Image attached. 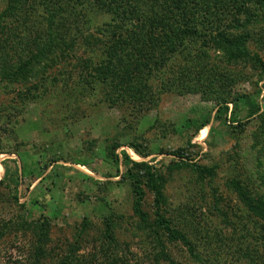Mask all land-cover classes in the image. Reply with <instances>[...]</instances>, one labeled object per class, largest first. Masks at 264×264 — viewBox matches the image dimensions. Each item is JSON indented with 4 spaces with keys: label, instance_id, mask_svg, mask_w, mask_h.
<instances>
[{
    "label": "rangeland",
    "instance_id": "374dc122",
    "mask_svg": "<svg viewBox=\"0 0 264 264\" xmlns=\"http://www.w3.org/2000/svg\"><path fill=\"white\" fill-rule=\"evenodd\" d=\"M34 1L25 5L28 19L10 25L0 37V74H14L18 59L26 58L27 54L19 53L22 49L18 48L25 47V36L37 40L47 34L43 3ZM76 7L82 16L92 18L94 25L112 23L110 16L98 11L90 16L93 9L89 13ZM4 8V0H0V13ZM68 26L70 37L79 35L75 26ZM77 27L82 38L77 36L72 51L65 52V59H58L46 74L12 83L0 77V232L7 222L46 221L49 242L45 248L51 259L63 257L70 245L78 242V258L106 264L103 254L113 247L108 249L103 240L102 221L112 215L118 256L126 258L128 264H156L155 244L134 217L129 188L120 180L126 154L135 162L162 170L167 216L194 242L201 260L191 258L180 243L163 239L164 254L170 261L264 264V226L247 213L231 187V183L240 182L251 198L264 199V136L256 119L247 122L245 118L250 101L264 104V21L250 27L253 34L247 39V46L259 55L263 71L253 63H227L219 51L203 49L207 61H183L185 68H192L188 75L191 81L197 76L194 72L204 71L203 78L195 81L197 88L202 85L200 91L196 89L198 92L192 94L191 89L189 93L159 89L160 83L172 76L167 75L168 69L175 73L177 65L183 67L179 57L178 64H171L174 60L165 64L161 76H151L148 84L153 92L149 91L152 95L143 108L106 101L110 87L90 74L91 67L85 68L98 50L92 53L91 47L83 45V39L96 32L91 27L84 28L81 22ZM256 38L261 42L260 48ZM197 47L192 48V57L200 54ZM60 55L63 56L57 54ZM206 62L208 66L204 65ZM223 74L240 77L225 88V79H219ZM213 78L217 81L211 87L204 82ZM185 83H189L186 76ZM221 103L227 104L228 112L225 115L221 110L216 118ZM231 109L243 123L241 127L230 123ZM206 120L210 121L204 129L206 139L199 142L198 129ZM116 144L122 146L116 151L119 163L109 157ZM131 146L148 157L135 154ZM177 151H184L192 160L185 163L195 164L197 170L206 168L213 175L198 178L190 165L167 170L178 161L172 156ZM151 199L146 193L147 213ZM85 223L86 231L80 233ZM35 244L29 231H4L0 236V264H33ZM49 260L41 264H52ZM158 264L169 263L161 260Z\"/></svg>",
    "mask_w": 264,
    "mask_h": 264
},
{
    "label": "trees",
    "instance_id": "16d2710c",
    "mask_svg": "<svg viewBox=\"0 0 264 264\" xmlns=\"http://www.w3.org/2000/svg\"><path fill=\"white\" fill-rule=\"evenodd\" d=\"M32 1L4 0L5 8L0 13V37L6 34L10 25H18L21 20L24 22V18L28 19L25 5ZM40 2L43 3L46 12L44 20L47 34L44 39L37 40L24 37L25 47H18L22 49L19 53L28 56L26 55L25 59H18L19 64L16 65L14 74L2 72L0 74L2 80L10 83L13 81L27 82L29 79L37 78L40 73L46 74L58 59H65V52L72 51L78 42L76 37L82 38V31L77 27L80 22L84 28L91 27L96 32L93 35L84 36L83 39V45L91 47L92 53L98 50L97 56L90 58L91 63L85 64V68L91 67L90 74L98 78L100 83L110 87L111 92L108 91L106 101L111 105L128 103L133 107L143 108L145 101L152 95L149 91L153 92L148 84L151 76L155 73L161 76V71L166 70L165 64L172 60L174 61L171 64H178L179 57H182L183 67L177 65L175 73H172V69H168L167 75L172 74V76L170 78L167 76L165 83L160 79L162 83L159 89L162 92L178 89L181 90L180 93H189L191 89L192 94L197 93L196 89L200 91L202 85L199 84L197 88L195 84L198 82L195 83V81L196 78H203L204 71L194 72L193 74L196 73L197 76H195V81H191L188 75H191L192 68H185L183 61L187 64H191V61H207V54L203 52V49L212 48L219 51L226 58L227 63H233V65L253 63L258 70L263 71L262 61L259 55L247 46V39L252 38L253 31L250 27L264 21V0H40ZM76 6L84 11L88 10L89 13L90 9H93L90 16H93L95 11L110 16L112 23L94 25L92 18L89 16L85 18L77 12ZM36 8L37 6L33 10ZM68 25L75 26L76 34L79 35L74 34L70 37L67 33ZM61 30L64 31L61 32ZM237 31H242L243 34H233ZM256 42L260 48L259 38H256ZM198 45L196 50L200 54L192 57L193 51L191 50ZM4 47L6 48L7 45ZM58 53L63 56H57ZM204 65L208 66V63ZM185 76L189 83H185ZM238 77L235 75L233 78V76L228 77L223 74L219 76V79H225L222 83L227 88L236 83ZM213 81H217V78L207 79L204 82L211 87ZM221 110L225 115L227 114L226 103L219 105L216 118ZM245 118L247 122L256 119L260 125L259 130L264 136V104L261 106L257 102L250 101ZM229 121L236 127L243 125L238 121L232 109ZM209 122L206 120L200 125L199 142L205 141L207 130L204 129ZM121 147L116 144L109 151V157L115 163H119L116 151ZM131 150L141 156L136 146H131ZM172 156L178 161L167 167L169 171L173 168L180 170L190 165L198 178L204 179L213 175V172L206 168L197 170L195 164H187L192 160H189L190 158L184 151L173 152ZM123 165L125 171L120 175V180L129 188L134 217L143 226L142 231L146 229L147 237H151L155 244L157 252L153 258L154 262L158 264L159 261L165 260L169 264H175L164 254L163 239L170 243H180L191 258L198 262L201 261L196 253L197 246L194 242L174 227L167 216L163 195L166 179L162 170L144 162H135L126 154L123 157ZM231 187L239 196L240 203L247 213L264 226V199L262 197L251 198L248 189L241 188L240 182L231 183ZM146 193L152 197L149 213L144 210ZM13 199L17 203L15 195ZM114 218L115 216L109 215L105 216L102 221L103 240L108 249L113 247V250H106L103 256L107 257L106 264H128L127 259H122L116 252L118 248L113 235L116 224ZM86 228L85 223L80 233H85ZM1 229L3 231L0 232V236L4 235V231L10 232L12 229L18 232L29 231L33 234L36 239L33 264H41L49 258V263L52 264L54 262L56 264H92L91 260H82L76 256L79 250L78 242L70 245L69 252L63 257L51 259L45 248L49 242V224L46 221L36 224L23 220L20 223L14 222V224L7 222ZM79 240H81L80 236Z\"/></svg>",
    "mask_w": 264,
    "mask_h": 264
}]
</instances>
